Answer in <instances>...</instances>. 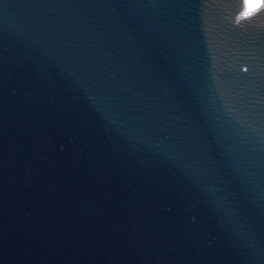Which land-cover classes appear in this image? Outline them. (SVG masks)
<instances>
[{
	"label": "water",
	"instance_id": "95a60500",
	"mask_svg": "<svg viewBox=\"0 0 264 264\" xmlns=\"http://www.w3.org/2000/svg\"><path fill=\"white\" fill-rule=\"evenodd\" d=\"M0 264H264V8L0 0Z\"/></svg>",
	"mask_w": 264,
	"mask_h": 264
},
{
	"label": "snow or ice",
	"instance_id": "6c2138e0",
	"mask_svg": "<svg viewBox=\"0 0 264 264\" xmlns=\"http://www.w3.org/2000/svg\"><path fill=\"white\" fill-rule=\"evenodd\" d=\"M261 8H264V0H248V11L245 15H251Z\"/></svg>",
	"mask_w": 264,
	"mask_h": 264
},
{
	"label": "bare ground",
	"instance_id": "6f19581e",
	"mask_svg": "<svg viewBox=\"0 0 264 264\" xmlns=\"http://www.w3.org/2000/svg\"><path fill=\"white\" fill-rule=\"evenodd\" d=\"M245 2H246V7H245V13L248 11V0H245ZM244 13V14H245ZM248 16V15H247Z\"/></svg>",
	"mask_w": 264,
	"mask_h": 264
}]
</instances>
